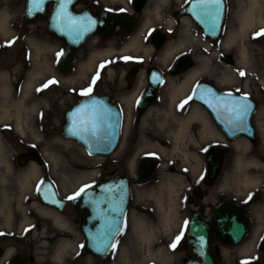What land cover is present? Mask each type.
<instances>
[{
  "label": "flooded vegetation",
  "instance_id": "flooded-vegetation-1",
  "mask_svg": "<svg viewBox=\"0 0 264 264\" xmlns=\"http://www.w3.org/2000/svg\"><path fill=\"white\" fill-rule=\"evenodd\" d=\"M124 1L125 0H82V2L75 7L74 11L77 14L90 11L94 14L98 22H103L101 16L104 12L116 14L125 13L127 17L135 20V25L130 31L128 26L117 24L112 33H95L94 36L86 40L85 44L79 50L74 51L73 61L70 70L67 72H62L59 66L63 53L67 47L66 42L57 39L49 32L48 18H41L32 23H26L24 15L23 22L25 29L24 32H19L20 34H18L17 39L14 41L15 45L0 47V143L3 148L6 146L12 148L11 144L5 145L3 141L4 138L7 136L9 137L10 133H17V135L21 134L17 127L16 115L18 113L16 109L11 107L8 111L10 115L4 116V114L7 112H5V108L10 106L12 102L22 100L25 96V92H27L25 105L26 102L29 103L26 105L28 110L27 113L25 109L20 112L23 117L22 123L25 132L26 129L30 127L28 125L30 124L28 118L31 117L30 115L34 114L30 111V108L41 103V99L45 97L47 107H45L44 116L40 117L37 121V125H39L38 129L40 131L43 130L42 133H45L46 129L52 127L54 119L57 122L56 131L60 134L61 124L68 110L88 97L89 95H81V92L91 88V94L104 97L110 96V100L119 107L123 120L121 131L125 126L126 119L130 117L132 122H130L127 129L130 130L131 133L133 132V134H136L141 130L147 131L150 130V128L161 129L166 125H170L171 123L145 124L143 118L154 109H157V111L161 110V112L154 111V113L158 114L168 111L170 106L167 105L168 98L166 94L171 90V86L178 87L187 85L188 88H185V94L180 96L171 108L175 116L179 119H183V122L187 125L186 135L184 136L189 140H192V137H194L197 142V147H199L200 151H196L194 155L200 159L201 166L199 169L168 168V176L166 179H163V177H159L157 171L162 165L161 162L146 156L141 158V161H150L152 171L146 179V182L140 184L135 181V173L141 161L137 163L138 165L135 164L133 169L134 174L132 176L128 170V173L119 171L121 167L125 166L128 168L132 158L131 152V154L128 153L119 160L120 162L118 163L116 174L104 178L111 179L121 176V174L129 176L131 203L127 217L130 213L129 210L131 205L136 200V194L139 191H142V194L144 193L147 195L145 197H149L150 199L153 197H150L149 193H159V195H157V199L160 200L159 202L162 201V203H167L168 194L164 192L163 195H160V186L163 183L175 184V189L179 191L174 197L173 206H175V212L171 220L174 230L178 232L176 237L180 236V240L183 241L181 250H183L184 257L182 258L181 264H187L190 260H195V258L191 257L188 250L189 227L195 218L205 220L206 218L212 217L217 210V206L228 202L236 207L244 208V216L247 217L250 235L251 232L253 233L254 228L255 230L257 229L255 221L256 216L261 215L262 212L264 213V178H259L260 182L255 184V186H251V188H253L250 189V197L245 203L239 202L238 196L233 200L221 197L223 193L219 187V183L223 178V173L226 168L225 162L230 151L241 153V151L245 149L243 153H253L254 150L259 149L261 146L255 120L261 109V98L263 94L262 84L254 81H245L244 75L240 76V78L235 81L233 78L229 79L230 77L226 74L228 65H237L236 55L225 52L223 44L225 41L224 31L230 15L229 7H231L228 0H223L225 3V14L222 19V29L217 39H213L207 34L205 35L202 22L205 24L208 21L214 24L219 20L221 15L219 14V8L222 7L217 3L218 0H197L202 3L206 1L210 3L209 5L205 4L202 7L195 8L198 12V16L191 5L194 0H163L166 2L165 5L168 8L161 10L159 6H157L158 9L154 11H147L148 6L154 1L159 2L160 0H127L126 5ZM119 6L123 9L115 8ZM138 8H140V11H137ZM207 9L210 10L207 11ZM213 10L214 13L212 12ZM147 20H149V22L146 24L145 28H143ZM38 21L44 22L47 35L54 37L56 42L60 43L61 52L55 63H50L51 65L45 72L46 75L48 74V77L36 85L34 84L36 70L34 71L32 67L33 65L35 66V64H32L33 62L31 63L32 57L28 49L30 47L23 50L21 63H17L15 59L13 61V54L15 50L19 49L21 42L23 43V41L26 40L25 42L29 43V41H27L29 39L25 38L26 31L32 29V26ZM142 29H144V31L141 35V40L144 47L148 48V51H146L147 54H140L139 51H145L141 48L136 51L134 48L128 50L124 49ZM197 40L199 41L197 45L200 46L195 47L193 41ZM18 41L19 43H17ZM169 45L175 47L178 45L179 47L176 49V55L173 58L162 63L159 61L157 55ZM30 49L33 50L34 48ZM109 51L112 53L108 54ZM95 54H105L104 57L95 58L99 59L98 62L101 63L94 67L96 73H93V70L89 73L87 79L86 77L83 79L86 84L80 86V88L76 90L77 94H72V102H70V104L67 103L68 96L66 92L68 91V76L75 74L79 68L78 66H81L83 69L86 68V70L93 66L95 60L93 61L92 58ZM127 56L133 58L126 59ZM80 57H83L85 61L81 63V65H78ZM108 60L110 61L106 63ZM32 76L33 84L27 88L29 79H31ZM73 76L71 78H73ZM94 80L95 83H93ZM52 81H55V83H50ZM45 85H47V87H45ZM4 87L8 88L7 95L2 93ZM134 93H137V96L134 100H130ZM220 99H223L222 102H224L226 109L221 110L218 115H225L226 120L230 123L234 122L236 124H241L238 119L239 113L246 109L243 115L244 121L245 117L248 115V107H252L250 114L251 124L254 128V134H256L255 143L244 135L235 136V138L229 140L224 134L222 128L219 126V121L216 116L217 113L215 114L206 106L208 100L219 103ZM185 101H187V103H185ZM57 118L60 120L58 121ZM174 124L176 125L177 122L175 121ZM165 137L166 136H164V139ZM135 138V136L130 137L128 146L132 147L135 145ZM55 140L60 141V139ZM121 140L120 145L122 143ZM242 141L247 145L244 149L242 146L237 147L235 145L237 142ZM166 142L167 139H165L163 143ZM214 148H223L227 157L223 162L221 170L215 176L211 177L209 175L211 168L207 163V155ZM31 151H35L43 159L41 165H36L41 173V168L45 162L43 149L39 146L31 145L26 148L24 152L17 155L16 163H10L11 169H8L6 165H0V175L10 170V172H8L9 179L6 182L7 186L12 184L11 175L15 174L17 177V172H25L31 167L30 165H35V162L29 157ZM104 179L98 180L95 184ZM43 180H50L55 184L59 197L65 201V206L62 210L58 207L46 206L38 197L41 206L63 217L64 220L69 222L72 230L66 231L59 228L50 218L52 227L43 226L42 224L34 222L23 223L18 221L15 215L11 217L12 221L10 224H8L6 220L0 221V264H16L18 258L21 259V264H40L41 257L38 256V253H40L41 250L37 249V235H39L40 238L47 239V241L44 242L48 245L52 244L53 246L65 240L72 241L74 244L73 238H70L72 235H76V233H74V226L79 228L78 234L83 236V219L76 215L72 207L73 199L69 201L63 198L59 192L58 185L50 178H44ZM43 180H41L40 183ZM40 183L37 189H35V186L33 187L32 194H39ZM25 198L24 201H22L24 206L33 203L32 200L27 201ZM16 200L17 199L14 201V199L8 198L10 208L14 207V205L18 208L17 203L12 206L13 201L16 202ZM1 205L2 200L0 198V206ZM68 210H72L74 213L73 223L71 220L67 219L65 214ZM12 211L14 212L13 208ZM27 216L29 217L28 212ZM3 217L4 215L0 214V220H4ZM257 222L260 224L258 225V229L264 231L262 220ZM181 233H183V235H181ZM213 238L210 248L218 251L220 255V249L224 246L218 240L217 235H214ZM257 246L258 247L253 250L252 254H250L252 255L251 257L255 259L251 260L248 264L259 262L264 264L263 234H261Z\"/></svg>",
  "mask_w": 264,
  "mask_h": 264
},
{
  "label": "rangeland",
  "instance_id": "rangeland-1",
  "mask_svg": "<svg viewBox=\"0 0 264 264\" xmlns=\"http://www.w3.org/2000/svg\"><path fill=\"white\" fill-rule=\"evenodd\" d=\"M126 1H124L126 5ZM180 1V0H178ZM25 0H1L0 5V13H6L10 16L9 19V26L12 29L13 33L10 35L1 36L0 35V47H6L9 45H15L14 41L17 39L19 32H24V10H25ZM166 2L163 0L154 1L148 6L147 11H154L158 9L164 10L168 7L165 5ZM228 3L231 5L229 7V21L227 22L225 31H224V40L227 39L228 34L230 32H236L239 26L238 20L239 15L242 13L243 9L246 8L248 5L249 0H228ZM177 5V2H176ZM115 8H121L115 7ZM33 28L26 31L25 38L29 39L27 41H34L37 45L41 47H47L44 52L40 55L37 54V50L35 48L32 50L30 43L23 41L19 45V49L15 50L13 54V61L17 63L22 62V55L23 50H26L28 47L31 57H32V64L33 70H36V75L34 79V84L40 83L45 78L48 77L45 72L47 71L48 67L51 65L50 63H55L59 54L61 52V45L59 42H56L54 37H50L47 35L46 25L42 21L35 22L32 26ZM264 30V27H257V29L249 30L247 33V37L245 39H240L237 42L226 45L224 44L225 52H229L231 54L236 55L237 57V65H228L227 73L231 74L230 78H233L235 81L240 78L241 73H244L245 81H254L261 83L262 87V98H261V109L259 111V115L256 117L255 123L257 124L259 139H260V148L253 151V153L245 152L244 146L242 147L244 150L240 152L230 151L228 157L225 162V171L223 173V178L219 183V187L222 191L223 198H230L234 199L235 197H239V202L245 203L248 200L249 192L251 186H246L243 184L245 175L250 174L252 177L264 178V35H257ZM21 38V35H20ZM19 43V41L17 42ZM27 43V44H26ZM29 44V46H28ZM199 41H193V45L195 47L200 46ZM245 49L247 53V58H242L240 50ZM140 54L146 55L147 52L139 51ZM133 53V52H132ZM17 57V58H16ZM127 58H133L131 56H127ZM85 60L83 57L79 58L78 65H81ZM99 59H95L93 66L88 68H79L75 72V74L68 76L67 78V103L70 104L72 102V94H77L76 90L80 88V86L86 84L84 82V78H88L89 73L92 72L98 64ZM108 60L106 63H108ZM93 73H96L94 70ZM73 76V78H71ZM96 76V74H95ZM87 81V80H85ZM76 92V93H75ZM71 100V101H70ZM38 103V102H37ZM29 104L26 102V105ZM31 105V104H30ZM33 107V106H32ZM30 108L34 114L30 115L31 117L28 118L30 127L26 129V133L24 135L17 133H10L9 137L7 136L4 138L5 145L11 144V147H4L6 148V160L9 159L16 163L17 155L21 152H24L26 148L31 145L39 146L43 149L44 159L45 162L41 168V173L38 179H34V186L37 189L38 184L44 178H50L53 180L57 185L60 194L63 198L67 200L69 197L77 196V193H80L81 189H84L91 184H95L98 180L111 177L112 175L117 173L118 163L119 160L126 156L128 153L131 154L132 158L135 156V148H139L140 155L134 158L135 164L141 161L143 157H152L154 160H158L161 162V167L157 169L159 177H163L166 179L169 173L168 168L174 167L175 169H187L190 168L188 161L184 160L182 150L185 152L188 149L189 156H195L194 153L196 151H200L199 147H197V142L195 138L192 137V140H189L185 136L182 137L180 148L182 150L177 153L172 151L171 147V138L167 137L168 133L175 131V119H168L164 117L163 113H154L152 114L148 120L144 121L145 124L149 123H157L160 124L168 123L170 125H166L163 128H150V130H141L139 133H131L128 130V126L130 122H132L131 118L129 117L126 119L125 126L123 128V137L122 143L120 147L116 150L115 154L110 157V159H104L100 157H93L87 153V151L76 141L65 138L64 136L58 134L56 131V124L57 122L53 119L52 127L50 129H46L45 133H42L38 129L39 125H37V121L40 117L44 116L45 107L47 104L45 102V97L41 99V103L36 104L33 108ZM27 113V109H25ZM25 113V116H26ZM59 121L60 119L57 118ZM135 136V145L132 147L128 146L130 137ZM167 139L166 143L164 139ZM55 139H60V141H56ZM41 140V141H40ZM189 140V141H188ZM166 149L165 152L160 151L159 148ZM134 148V149H133ZM191 153V155H190ZM131 158V159H132ZM241 160L242 163H249L253 160L259 162L261 166H244L243 168H238L236 162ZM193 161V159L190 161ZM196 163V162H195ZM138 165V164H137ZM128 169L124 166L119 168V171H127ZM87 171H93L95 175H93L90 179L82 178V174ZM4 174H7L4 172ZM1 174V175H4ZM134 172L130 173L132 176ZM11 185L7 186L6 182H0V196L3 194V197L14 199H19L21 195L26 194L25 200H32V204H26V209L30 220L28 222H34L42 224L43 226L52 227L51 221L48 217L44 215L41 216L39 213L38 207H41V204L38 200L37 194H32L33 187L30 184L26 189L22 187V182L18 179L19 177L15 174L11 175ZM9 179V176L7 177ZM19 181V182H18ZM4 184V185H3ZM9 187V189H8ZM9 191V192H8ZM158 191V190H157ZM30 193V194H29ZM144 194V193H143ZM142 191H139L136 194V200L131 205L129 210V215L126 220L125 228L121 234V236L117 239L115 248L112 250L110 255L102 261L96 260L91 255H83L81 246L84 245L85 240L83 236H80L79 228L75 227L76 235H72L70 238H73L74 245L76 246V252L71 251L66 258L65 264H181L183 255L182 244L183 241L179 240L176 243V246L173 248V243L176 242V235L178 232L174 230L173 225H171L170 229L165 226V222L163 221V211L160 210V203L155 197L159 195V193H153L152 201L149 197H145L147 195L144 194L143 196ZM155 194V195H154ZM145 197V198H144ZM13 201V202H14ZM17 203V202H16ZM15 203V204H16ZM15 213L16 218L18 221L22 222V215H24V208H21L19 211L18 208L14 205L12 207ZM22 213V214H21ZM67 219L71 220L72 223L74 222V213L72 210H68L66 213ZM4 220L7 222L6 217H3ZM264 226V213L262 212L261 215L256 216V227L257 229L253 230L250 235L255 234L256 236V245L255 248L258 246V241L261 238V234L264 235V231L258 229V225H260L257 221H261ZM142 221L151 226L155 233V237L153 239L152 250L156 252L157 250H163L167 253V256L160 259H153L147 255V245L142 241L141 234L139 229L137 228L138 222ZM25 222V221H23ZM27 222V223H28ZM169 229V230H168ZM5 232V231H1ZM13 234V233H12ZM37 241L36 244L38 245L37 249L41 250L38 253V256L41 257L40 264H57L58 262L54 259V249L56 247L46 244L44 241L47 239L40 238L39 235L36 237ZM222 248H229L230 254L228 255V259L223 258L222 256ZM234 248L236 247H221V258L222 261L220 264H248L251 260L255 258L251 257L252 252H248V254L241 253L240 251H235ZM258 259V258H256ZM61 264V263H58Z\"/></svg>",
  "mask_w": 264,
  "mask_h": 264
},
{
  "label": "water",
  "instance_id": "water-1",
  "mask_svg": "<svg viewBox=\"0 0 264 264\" xmlns=\"http://www.w3.org/2000/svg\"><path fill=\"white\" fill-rule=\"evenodd\" d=\"M81 2L82 0H42L41 3H34L33 0H25V12H23L25 22L32 23L41 18H48L49 32L57 39L66 42L67 47L59 64L62 72L70 70L74 51L79 50L95 33H112L117 24L128 26L130 31L135 25V20L127 17L125 13L104 12L101 16L103 22H98L90 11L77 14L74 10ZM217 3L222 7L219 8V14H221L219 20L214 24L207 21L206 25L202 22L205 35L213 39L219 36L225 14L224 1L218 0ZM205 4L210 3L194 0L191 5L195 10ZM139 9L137 11H140ZM194 12L198 16V12L196 10ZM222 101L223 99H220L219 103H216L208 100L206 106L215 114L217 113L219 126L224 134L229 140L235 136L244 135L255 143L256 134H254L250 114L252 107H248V115L241 124L230 123L225 115H218L221 110L226 109ZM121 126V110L110 100V96L91 94L68 110L60 131L63 136L81 144L90 155L110 158L120 142ZM225 155L224 149L217 148L212 149L207 155L211 177L221 170ZM29 157L38 164H42L40 156L35 151H31ZM150 169V161L143 160L135 181L140 184L146 182L151 174ZM38 196L44 205L58 207L60 210L65 206V201L59 197L55 185L50 180L41 183ZM130 196V181L126 175L121 174L95 185L91 184L72 200L76 215L83 219L82 233L85 239L83 255H91L100 261L109 256L124 229ZM244 213V208L225 202L217 206L212 217L205 220L195 218L190 224L188 238V250L195 260L189 261L188 264H218L221 261L219 252L210 248L214 235H217L224 246H237L247 239L249 226ZM109 233L111 236L107 243H102ZM16 264H21L20 258L16 260Z\"/></svg>",
  "mask_w": 264,
  "mask_h": 264
},
{
  "label": "bare ground",
  "instance_id": "bare-ground-1",
  "mask_svg": "<svg viewBox=\"0 0 264 264\" xmlns=\"http://www.w3.org/2000/svg\"><path fill=\"white\" fill-rule=\"evenodd\" d=\"M249 2L250 3H248V5H246V8L243 9L242 13L239 15V20H238L239 26H238L237 31L236 32H230V34H228V36H227V39L224 41V44L230 45V44L237 42L240 39H245L247 37V34H248L247 32L249 30L257 29V27H264V0H249ZM212 12L214 13V10ZM157 13H158V11H157ZM157 15H159V14H157ZM9 19H10V16L8 14L0 13V35L1 36L10 35L13 33L12 29L9 26ZM148 22H149V20H147L144 23L143 28H145V26H146V24H148ZM143 31H144V29L139 31L133 37L132 41L127 46H125L124 49L128 50L130 48H134L136 51V50L141 48V49L145 50V52L148 51V48H145L144 45L142 44L141 35H142ZM29 43H30L31 47H33V48H35V50H37L38 55H40L42 52H44V50L47 49V47H41V46L37 45L32 40ZM178 47H179L178 45H176V47L172 46V45L167 46L165 50L161 51L157 55L159 61H161L162 63H165L168 59L173 58L176 55V49H178ZM109 53L111 54L112 52L109 51L108 54ZM240 53H241L240 55L242 58H247V53H246V50L244 48L240 50ZM104 56H105V54H95V56H93L92 60L94 61L95 58L104 57ZM226 74L228 75V77H230V75H231L229 73H226ZM33 76L31 77V79H29L27 88H29L33 84ZM229 79H231V78H229ZM185 88H188L187 85L186 86H178V87L171 86V90L166 94V97L168 98L167 105L170 106L169 110L166 112H162L165 115L164 117L167 118V121H168V119L172 118V119H175V121L177 122V124L175 125L176 129H174L175 131H173V132L170 131V133H168V136H167V137L172 139L171 140V147L173 149L172 151L177 152V153H179L182 150V148H180V144H181V140L183 139L182 137H184V135H186V131H187L186 126L187 125L183 122V119H181V118L179 119L175 116L171 107L176 103V101L180 98V96L185 94V92H184ZM2 93L4 95H7L8 94V88L4 87L2 90ZM137 93H134L131 96L130 100H134V98L137 96ZM26 94H27V92H25V94H24L25 96L22 98V100L12 102V104L10 106L6 107L5 112L6 111L7 112L4 114V116L10 115V114H8V111L10 110L11 107H14L16 109V112L18 113L16 115L17 127H18V131L22 135H24L26 132H25V129L23 128V123H22L23 117H22L20 112L23 109L28 110V108L25 105V100H27ZM3 103H4V101H3ZM154 111L155 112H161V110L157 111V109L151 110L143 118L144 121L148 120L149 117L152 114H154ZM161 123H163V122H161ZM245 144L246 143L244 141H242V142H237L235 145L237 147H240V146L243 147ZM1 146L2 145L0 143V165L1 164L6 165L8 167V169H11L10 166L13 163V161L10 159L8 161L6 160L7 152H6L5 148H3ZM244 147H247V145H245ZM159 149H160V151H163V152L166 151V149H163L162 147ZM187 151H188V149H187ZM187 151L184 152L182 150L184 160H186V161H188V163H190L189 164L190 168H192L194 170L199 169V167L201 166L200 159L197 158L196 156H192V157L189 156ZM139 155H140L139 148H135V156L130 160L131 162L129 163L128 168H127L128 171H130V173L134 172L133 169H134L135 163H136L134 161L135 160L134 158H136ZM190 155H191V153H190ZM192 159H193V161L196 160L195 161L196 163L195 162L191 163L190 161ZM236 165L238 166V168H243L244 166H246V167H249V166H253V167L258 166L259 167V166H261V165H259V162H257L256 160H253L249 163H244V161L242 163L241 160H238L236 162ZM30 166L31 167L28 168L25 172H17L16 173L17 176L19 177L18 179L22 182V185H23L22 187H24V189H26L28 186H30V184L33 187L34 183H31V182H34V179H38V177L40 175V171L38 169V166H36V164L30 165ZM8 172H10V170H8L6 173H8ZM93 175H95V173L93 171H91V172L87 171V172L83 173L81 177L84 179H87V178L90 179ZM7 177H8L7 174L0 175V182L1 183L7 182V180H8ZM258 182H260L258 177H252L250 174L249 175L246 174L243 184L246 186H255V184H257ZM160 190H161L160 195H163L164 192L168 194V202L162 203V201H161L159 203H160V210H162L164 213L163 214V221L165 222L166 229L167 228L170 229L171 225H173L171 218L175 212V210H174L175 206H173L174 197L179 190L175 189L174 183H163L160 186ZM152 195H153L152 192L149 193L150 197H152ZM24 196H26V194L21 195L20 198L16 200V202L18 204L19 210H21V208H24L23 210H25L24 211L25 214L22 215L23 216L22 222L25 221L23 223H27L30 220V218L27 216V209L24 206V203L22 202V201H24V198H25ZM0 198L2 200V205L0 206V214L4 215V217H6V219H7V223L10 224L12 221L11 217L14 216L15 214L12 211V208H10V206H9V202H8L9 197L5 198V196L3 197V194H1ZM156 199H157V197H156ZM16 202H13L12 206ZM38 209H39V213L41 214V216L44 215L45 217L50 218L51 221H53L56 224V226H58L59 228L64 229L66 231L72 230L69 222L64 220L63 217L54 214L52 211H50V210H48L42 206L38 207ZM137 228L139 229V232L141 234L142 241L144 243H146V245H147V251H146L147 255L153 259L162 260L163 258H165L167 256V253L165 251L157 250L156 252H154L152 250L153 239L155 237L156 231H154L151 226L147 225L145 223V221L144 222L139 221ZM255 245H256V236H255V234H252L249 236V238L247 239L246 242L237 246L236 248H234V250L240 251L241 253H244V254H248V252H252L254 249H256ZM76 250H77L76 246L73 244L72 241H67V240H65L64 242L61 241L56 245V247L54 249V259L58 263L65 264L66 258H67L66 255H68L71 251L76 252ZM230 251L231 250L229 248H227V249L222 248L223 258L228 259L227 257L230 254Z\"/></svg>",
  "mask_w": 264,
  "mask_h": 264
},
{
  "label": "snow or ice",
  "instance_id": "snow-or-ice-1",
  "mask_svg": "<svg viewBox=\"0 0 264 264\" xmlns=\"http://www.w3.org/2000/svg\"><path fill=\"white\" fill-rule=\"evenodd\" d=\"M33 2L34 3H41L42 0H33ZM257 35H264V30H262L261 33H258ZM126 59H128V58H126ZM241 75H244V73L242 72ZM50 83H55V81H52ZM93 83H95V80L93 81ZM45 87H47V85H45ZM91 91H92L91 88L86 89L83 92H81V95H91ZM185 103H187V101H185ZM245 112H246V109L244 111H242L241 113H239V115H238V119H239V121L241 123L243 122V115L245 114ZM84 190L85 189H81L80 191L83 192ZM76 195L79 196L80 193H77ZM74 198L75 197H69V199H74ZM181 235H183V233H181ZM110 236H111V233H109L107 236H105L104 237V240L102 241V243H105L106 244L107 243V240L110 238ZM180 239H181V237L180 236H177L176 242L173 243V245H172L173 248L176 246V243H178Z\"/></svg>",
  "mask_w": 264,
  "mask_h": 264
}]
</instances>
